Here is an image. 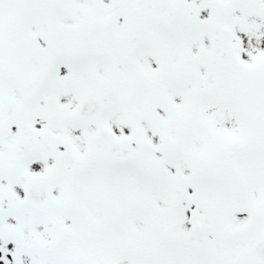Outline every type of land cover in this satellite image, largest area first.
<instances>
[{"label": "snow or ice", "instance_id": "6c2138e0", "mask_svg": "<svg viewBox=\"0 0 264 264\" xmlns=\"http://www.w3.org/2000/svg\"><path fill=\"white\" fill-rule=\"evenodd\" d=\"M0 264H264V0H0Z\"/></svg>", "mask_w": 264, "mask_h": 264}]
</instances>
